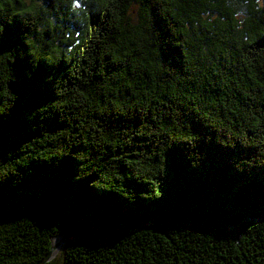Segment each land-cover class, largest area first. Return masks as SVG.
I'll use <instances>...</instances> for the list:
<instances>
[{
    "label": "trees",
    "instance_id": "obj_1",
    "mask_svg": "<svg viewBox=\"0 0 264 264\" xmlns=\"http://www.w3.org/2000/svg\"><path fill=\"white\" fill-rule=\"evenodd\" d=\"M75 231L45 264H264V0H0V264Z\"/></svg>",
    "mask_w": 264,
    "mask_h": 264
},
{
    "label": "water",
    "instance_id": "obj_2",
    "mask_svg": "<svg viewBox=\"0 0 264 264\" xmlns=\"http://www.w3.org/2000/svg\"><path fill=\"white\" fill-rule=\"evenodd\" d=\"M75 5H76V8H79L77 3H75ZM152 224L153 223L149 224L148 226H144V228H146V227L152 228L153 227ZM103 227L104 228H113V229L118 230V231H126V232L134 231L133 229H130V230L126 229V228H124L123 225H120V224H115V225H110V226H103ZM226 229L228 230L229 233H232L233 230H236V227L233 226V227H228ZM81 232H83V231L70 232L68 234L55 237L54 239H57V243L54 244L53 241H52L50 251L37 264H45V263L51 261L56 256L55 252L57 251V249H60L69 238H71L73 236H76V235H78Z\"/></svg>",
    "mask_w": 264,
    "mask_h": 264
},
{
    "label": "bare ground",
    "instance_id": "obj_3",
    "mask_svg": "<svg viewBox=\"0 0 264 264\" xmlns=\"http://www.w3.org/2000/svg\"><path fill=\"white\" fill-rule=\"evenodd\" d=\"M53 243L56 244L57 243V239H53ZM60 249H57V251L55 252V255H57V253L59 252Z\"/></svg>",
    "mask_w": 264,
    "mask_h": 264
},
{
    "label": "rangeland",
    "instance_id": "obj_4",
    "mask_svg": "<svg viewBox=\"0 0 264 264\" xmlns=\"http://www.w3.org/2000/svg\"><path fill=\"white\" fill-rule=\"evenodd\" d=\"M58 254V253H57Z\"/></svg>",
    "mask_w": 264,
    "mask_h": 264
}]
</instances>
